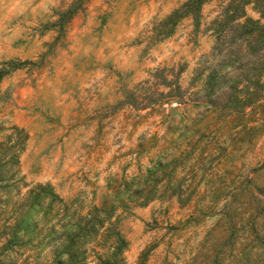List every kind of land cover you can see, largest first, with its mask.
Masks as SVG:
<instances>
[{
    "label": "rangeland",
    "instance_id": "obj_1",
    "mask_svg": "<svg viewBox=\"0 0 264 264\" xmlns=\"http://www.w3.org/2000/svg\"><path fill=\"white\" fill-rule=\"evenodd\" d=\"M183 1L0 0V264H264V95Z\"/></svg>",
    "mask_w": 264,
    "mask_h": 264
},
{
    "label": "trees",
    "instance_id": "obj_2",
    "mask_svg": "<svg viewBox=\"0 0 264 264\" xmlns=\"http://www.w3.org/2000/svg\"><path fill=\"white\" fill-rule=\"evenodd\" d=\"M205 1L184 0L164 18L169 25H164L160 34H170L181 16L190 15L193 23L198 24L200 7ZM249 2L256 4L259 17L246 15L245 6ZM216 22L218 33L230 36L231 54L238 62L236 76L251 88L248 93L264 95V0H227L222 12L216 16Z\"/></svg>",
    "mask_w": 264,
    "mask_h": 264
}]
</instances>
